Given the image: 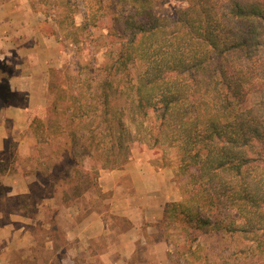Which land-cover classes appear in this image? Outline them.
<instances>
[{"label":"trees","instance_id":"16d2710c","mask_svg":"<svg viewBox=\"0 0 264 264\" xmlns=\"http://www.w3.org/2000/svg\"><path fill=\"white\" fill-rule=\"evenodd\" d=\"M93 1L82 0L81 5ZM173 1L187 6L174 19H166L155 15L156 0H117L124 11L122 39L104 66L105 79L97 87L84 83L67 101L69 128L79 130L71 136L72 156L99 157L98 149L92 154L91 147L99 142L89 129L97 118L88 115L95 114L101 101L104 116L111 117L102 118L111 147L100 169H115L120 158L122 164L128 162L127 146L150 132L155 144L165 143L176 156L168 166L174 170L182 202L165 207L166 229L183 219V231L195 223V240L208 231L251 243L262 252L264 0ZM28 2L33 11L66 30L75 45L81 43L76 32L83 33L97 19V10L87 12L90 15L85 14L78 28L74 14L80 8L75 0ZM120 99L124 106L118 110L114 102ZM72 156L65 152L64 158ZM62 195L71 202L67 192ZM54 225L50 241L61 263L69 257L67 243Z\"/></svg>","mask_w":264,"mask_h":264},{"label":"rangeland","instance_id":"374dc122","mask_svg":"<svg viewBox=\"0 0 264 264\" xmlns=\"http://www.w3.org/2000/svg\"><path fill=\"white\" fill-rule=\"evenodd\" d=\"M75 1L80 8L74 14V24L78 28L82 27L85 14L90 15L89 13L97 10V19L94 23L89 22L83 33L76 32L81 41L79 45L72 44V36H68L70 37L68 38L67 31L59 28L54 20L46 19L40 12L32 10L44 18L40 28L45 35L55 38L59 54L55 67L49 69L48 90L41 99L35 97L33 101V113L35 114L31 132L36 139L33 152L29 157L16 155L12 162L11 170L20 168L21 172L27 174L30 195L6 198L4 189L0 187L1 225L5 223L4 217L7 220L8 213L13 216L24 214L31 217L28 227L31 228L35 239V247H32L30 254H26L24 260L19 258L22 252L18 255L15 254L13 258L16 264H84L87 262L83 253L72 257L70 252L67 253L69 257L64 260L65 262L56 261L58 257L53 251L52 245L49 244V232L54 224V226H58V231L63 233L71 228L70 208L74 204H79L82 209H87L90 206L94 209L102 208L105 196L99 191L98 177L101 171L113 170L110 166L100 169L105 164L106 149L111 147L106 137L108 134L105 129L107 125L103 123L105 119H102L111 117L109 114L104 116L106 110L104 111L101 101L96 104L95 114L90 112L88 115L89 118H97L96 124L89 126L92 134L97 137L96 141L98 139L99 142L91 147L92 152L98 149L96 155L98 154L99 157L96 160L84 158L82 155L72 156L71 151L75 150L74 147L70 148L71 136H74L79 130L76 127L69 128L71 109L67 110L66 108L69 105L68 98L80 92L85 87L84 83H90L92 87H97V84L105 79L104 66L109 63L110 56L118 50L122 39L120 35L123 30L121 22L124 11H120L117 0H101L100 2L94 0L90 5L89 3L84 5V8L81 5L82 0ZM156 2L155 15L166 19H174L176 12L187 6L186 3L173 0H156ZM85 6L92 9L87 11L88 7L86 10ZM113 17L120 20L115 23L111 19ZM130 73L131 76H135L136 69L132 68ZM1 93H6L3 85H0ZM114 106L120 110L124 106V101L116 100ZM123 118L125 117L123 116ZM101 120L102 124H100ZM95 127L97 128L95 129ZM86 129L85 133L89 136L90 132L88 130L86 132ZM153 133L156 134L155 131ZM138 138L141 141L132 142L127 146L129 160L134 155L143 154L150 159L153 166L171 171L178 198L176 202H182L174 170L168 166L176 161L174 151L168 149L165 143L155 144V138L150 135V132H143ZM78 151L80 152L79 148ZM65 152H69L72 157L64 158ZM68 159L74 162H70ZM121 159L115 169L124 165ZM79 190L86 191L78 197ZM63 192L68 193L69 197L66 195V198L71 202H65L64 197L62 198ZM43 199H46L48 203L43 202L40 205V201ZM181 225H184L183 219L180 224L177 220L174 221L168 226V229L162 225L165 239L168 241V256L171 264L264 263V249L262 252H258L253 249L251 243L237 238H224L208 231L200 234L195 240L194 234L196 233L193 230L195 223L191 224L188 231L181 230ZM50 246L51 249H49Z\"/></svg>","mask_w":264,"mask_h":264},{"label":"crops","instance_id":"0c3cea01","mask_svg":"<svg viewBox=\"0 0 264 264\" xmlns=\"http://www.w3.org/2000/svg\"><path fill=\"white\" fill-rule=\"evenodd\" d=\"M43 21L28 0H0V85L6 91L0 94V187L6 198L30 195L28 178L20 168L11 170L12 162L33 152V101L45 95L49 69L58 62L55 38L43 33ZM98 187L105 196L102 208H70L67 253H83L84 264H171L162 226L165 207L178 201L171 171L138 154L119 169L101 171ZM6 216L0 224V264H16L15 254L25 252L19 257L24 260L35 247L31 217Z\"/></svg>","mask_w":264,"mask_h":264}]
</instances>
